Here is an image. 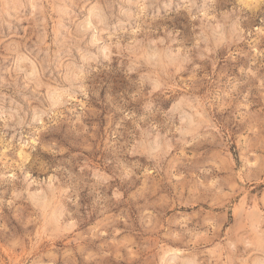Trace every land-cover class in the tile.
Wrapping results in <instances>:
<instances>
[{
  "label": "rangeland",
  "instance_id": "rangeland-1",
  "mask_svg": "<svg viewBox=\"0 0 264 264\" xmlns=\"http://www.w3.org/2000/svg\"><path fill=\"white\" fill-rule=\"evenodd\" d=\"M0 264H264V0H0Z\"/></svg>",
  "mask_w": 264,
  "mask_h": 264
}]
</instances>
